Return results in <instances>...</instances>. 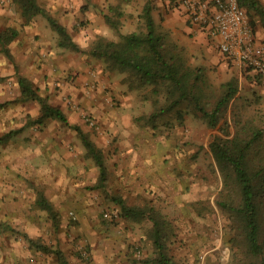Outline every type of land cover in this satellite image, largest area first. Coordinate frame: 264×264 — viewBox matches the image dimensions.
<instances>
[{
	"label": "crops",
	"instance_id": "0c3cea01",
	"mask_svg": "<svg viewBox=\"0 0 264 264\" xmlns=\"http://www.w3.org/2000/svg\"><path fill=\"white\" fill-rule=\"evenodd\" d=\"M37 1L69 32L76 30L79 35L75 40L80 44L99 35L114 37L106 14L111 12L110 5L117 0ZM251 1L252 4L244 8L255 42L264 44V0ZM144 2L133 0L123 6L122 33L137 29ZM154 2V18L163 19L178 43L185 46L183 42L193 39L197 49L209 52L210 56L214 53L210 62L204 65L210 63L209 66L214 64L235 72L239 77L240 92L258 95L264 107V77H257L255 72L246 71L245 66L222 57L208 33L191 24L183 10L172 6L171 0ZM9 6L8 1L2 3L0 0V17L6 18L7 25L11 26L14 17L17 22L21 20L19 16H12ZM0 25H4L3 22ZM15 31L17 34L10 44L12 49L18 53L21 49L27 51L34 60L38 59L39 48L48 62V78L41 82V86L48 85V90L41 93L65 113L67 121L51 117L42 122L35 121L41 112L40 106L38 112L32 111L27 104L29 100H16V106H13L16 108L0 106V243L20 239L18 236L16 239L15 227L22 229L19 225H26L25 221L32 218L39 228L48 226L49 232L52 227L51 231L60 235L62 248H54L64 251L70 264H144V260L137 259L149 260L152 254L150 246L142 245L143 251L139 249L145 235L137 232V236H130L127 232L130 228L126 227L129 220L122 216L117 222L108 220L101 228L95 226L96 208L100 207L95 198L100 199L97 195L101 196L103 190L107 191L113 205L120 204L118 198L130 206H137L136 202L148 198L152 204L164 205L169 218L177 223H182L184 217L189 221V215L197 222L199 215L193 210L202 199L207 202L211 198L212 185L210 182H205L203 187L197 184V162L191 158L190 145L187 152H182L189 135L181 137L179 132L178 135H159L156 128L164 123L158 118L154 122L144 118L152 112V107L143 99V92L121 83L114 71L106 70L102 62L88 58L87 53L81 55L58 46V35L42 14L25 20L23 28L17 27ZM5 95L6 91L0 95V102ZM20 95L19 85L14 98L18 99ZM83 112H87L95 124L88 119L89 124ZM174 125L180 130L183 128L179 121ZM77 127L104 152L109 170L105 185H98L100 168L92 157L85 158L86 148ZM10 129L17 131L3 138ZM207 132L211 130L207 129ZM74 148L77 151L70 153ZM39 194H43L58 211L57 225L40 205ZM119 206L116 204L115 207L119 209ZM71 209L78 215V233H85L91 243L90 261L73 252L66 231L72 224ZM181 210H184L183 217ZM188 210H191L189 215ZM23 231L27 239L33 238L25 229ZM51 233H48V240ZM53 239L56 241L57 236ZM136 246L139 250H135ZM11 249L8 250L13 255ZM48 264H59L55 253H48Z\"/></svg>",
	"mask_w": 264,
	"mask_h": 264
},
{
	"label": "trees",
	"instance_id": "16d2710c",
	"mask_svg": "<svg viewBox=\"0 0 264 264\" xmlns=\"http://www.w3.org/2000/svg\"><path fill=\"white\" fill-rule=\"evenodd\" d=\"M21 15L29 21L42 14L58 35V46L75 51H86L103 60L106 69L126 73L125 81L130 89L152 87L154 110L144 118L153 121L171 110H176L179 124L186 119L188 110L180 107L188 102L196 113H200L211 127L220 124L221 134L214 136L210 147L223 178V188L217 199L225 212L233 236L231 249L233 259L227 264H264V107L258 95L240 92V81L233 77L220 86L211 84L201 66L188 63L183 54V45L178 43L163 19L156 20L153 11L154 0H145L139 13L136 30L122 33L120 25L124 14L123 6L133 0H117L110 5L106 14L107 22L120 34L118 40L97 36L89 49L78 44L68 28L53 16L37 0H13ZM243 7L251 0H239ZM14 29L0 34L5 53H10L9 44L16 36ZM250 70L246 67V71ZM257 77L261 76L255 73ZM21 95L17 100H35L40 106V114L35 121L59 118L67 121L65 113L53 106L48 96L40 93L33 81L25 75H18ZM160 94H163L160 98ZM150 98L149 94L144 96ZM215 99L212 101V99ZM231 107V117L226 116ZM33 121V120H31ZM233 128V132L230 130ZM82 138L86 153L100 168L98 185H105L109 170L103 150L80 128H76ZM16 132L13 130L10 133ZM9 134H6L7 137ZM40 195V205L48 211L53 224L57 225L59 213L53 204ZM117 199V198H115ZM121 216L134 221L148 218L152 221L148 234L154 244L155 255L145 264H177L169 254L167 237L172 227L162 213L150 206H130L118 198ZM33 241V240H32ZM40 249L55 253L59 264H70L60 248L39 245Z\"/></svg>",
	"mask_w": 264,
	"mask_h": 264
},
{
	"label": "rangeland",
	"instance_id": "374dc122",
	"mask_svg": "<svg viewBox=\"0 0 264 264\" xmlns=\"http://www.w3.org/2000/svg\"><path fill=\"white\" fill-rule=\"evenodd\" d=\"M8 1L9 3V12L13 14L12 16H19L21 22H17V20L13 19L11 26L7 25V19L0 17V22H3L5 25H0V34L8 29H14L16 30L17 27L23 28V24L25 23V18L21 15L20 9L18 5L12 1V0H2L3 2ZM15 3V4H13ZM14 5H16V8H14ZM18 10V11H17ZM19 15H16L17 13ZM22 20L24 23H22ZM17 22V23H16ZM13 24V25H12ZM82 25V24H81ZM83 26V25H82ZM72 37L75 40V37H77L79 34L76 30L73 32H70ZM113 38L106 37L107 39L112 40H118L120 38V34L116 32L113 29ZM38 36V35H36ZM35 36V37H36ZM97 37V36H96ZM93 37L91 39L85 40L83 44H80L79 42H76L82 46L83 49H89V46L91 42L96 38ZM1 38V37H0ZM36 39V38H35ZM186 45H183V54L185 55L186 59L188 60V63L193 66H201L205 69V76L207 80L216 86H220L222 83L227 82L228 80L232 79L233 77H239L235 74V72H230L229 70H223L221 68H218V65H204L211 60V56H214V53L210 56L209 52H204L199 49H197L194 45L193 39L187 42H183ZM11 44V43H10ZM9 44L10 53H5L3 50V45L0 41V95L3 94L4 91H6V95L4 97V100L0 102V106L3 108H16L13 106H16V98H14L15 89L19 86L18 82V75H28L35 87L39 88V91H45L48 90V85H42V80H46L45 78H48V62L44 59V56L42 57V52L40 53L39 48L37 52L38 59H30V56L27 55V51L20 50V53H18V50L12 49ZM65 48V47H61ZM68 50H72L70 48H66ZM216 51H221L216 47ZM22 51V52H21ZM75 51V50H72ZM80 52L81 55H84L82 53H87L88 58H94L95 60H98L99 62H102L104 64V67L106 69V65L103 62V60L99 58H95L92 55H90L86 51H75ZM3 55V57H1ZM34 55V54H32ZM226 57V56H225ZM5 60V61H4ZM108 70V69H106ZM120 78L121 83L126 84L128 87V83L125 81V77L127 76L126 73H121L118 71H114ZM59 86V85H58ZM3 90V91H2ZM140 91V93L143 92L144 96L148 95L150 98H145L152 107V111L155 108L154 103L152 102V97L154 94L151 92L152 87L148 86L143 89H134ZM43 94V93H41ZM244 93H241V95ZM246 94V92H245ZM160 98L163 100L162 96L163 94L159 95ZM215 99L213 98L212 101ZM29 105V108L32 111H39L40 104L36 101H30L27 102ZM181 108L188 110V113L186 115V119L183 123H181L180 126H183V128H178L174 124L177 121L175 115L176 110L168 111L167 113H164V115L158 117V120L163 122L164 124H159L158 128H156V132L159 135L164 136H171V135H178L177 133H180L181 137H188L187 141L184 143L185 151L182 150V152L188 151V145H190L191 150V158L195 159L197 162V170L195 173L196 180L198 181L197 184H200V186H204L205 182H210L212 185V194L211 198H208L207 202H204L202 199L199 204H197V208L193 210L194 213H197L199 215V218H197V222L195 221V217H191L190 211L188 210L187 214L189 215L187 219L185 220V217L182 219V223H177L173 221L171 218H169L164 205L159 204H152V202L148 198H144L141 201L136 202V204L140 206H150L154 207L155 209L159 210L164 218L170 223L172 229L167 237V245L169 254L172 256V258L177 262V264H227V262L231 261L233 259L232 255V249H231V238L233 236V231L230 227V225L227 223V220L225 219V212L221 208V206L218 204L217 199L220 195V192L223 188V178L222 175L218 169V166L216 164V161L214 159V156L211 151L210 142L214 138L215 135L221 134L220 126L223 124L225 118L223 117L221 119V122L216 127H211L208 125L206 119L200 114L196 113V109L193 108L187 101L184 103H181ZM41 109V106H40ZM83 117L85 120L89 123V115L87 112H83ZM226 116L229 118L231 117V107L228 110ZM34 118V120L37 119ZM33 120V118H31ZM157 120V121H158ZM90 124V123H89ZM93 126V125H92ZM179 126V127H180ZM207 129L211 130L210 133L207 132ZM233 132V128L230 129ZM11 131L13 129H10L9 132L2 135L3 138H6V134L11 135ZM15 132V131H14ZM173 133V134H172ZM8 135V136H9ZM7 136V137H8ZM194 140V141H192ZM183 149V148H182ZM77 150L74 148V150L70 149L71 152H76ZM90 156L86 154V159H88ZM107 191L105 192L103 190L102 195L99 196L100 199L95 198V201H97L98 206L96 208V224L97 227H102L105 225V223L108 221L104 217V213L107 210H118L121 212V207L119 206L117 202L114 204L116 206H119L120 208L117 209L113 203H110V198L107 197ZM106 196V197H105ZM109 196V195H108ZM104 198V199H103ZM110 199V200H109ZM211 201V202H210ZM71 211H76L74 209H71L69 211L70 214V221L71 225L67 228V234L70 238V241L73 244V252L77 254V256L82 257L83 259H87V261L92 260L91 256V243L88 241L87 236L85 233H78L80 231V226L77 225L79 223L78 215L75 212V216L73 217L71 215ZM184 210H181L182 217L184 216L183 212ZM78 213V212H77ZM193 216V213H192ZM191 217V218H190ZM26 225H19L22 229H25L27 231V235H31L33 238L31 240L27 239V237L24 235L26 232H22V229H17L15 227V235L16 239L17 236L20 239L14 240L13 242H2L0 243V264H48V251L44 249H40L39 245L44 246H51L54 248V246L58 247L62 246L60 245V235H55L53 229L51 231V228L48 232V226H39L37 225L36 220H33L32 218H29L25 221ZM127 226L129 230L127 232H131L130 236H137V232H141V234L145 235L143 236V241H140V250L143 251V247L148 248L150 246L151 249V255L148 257L149 259L155 255L154 253V244L152 242V239L149 237L148 231L150 227L152 226V221L148 218L143 219L142 221H134L129 220L127 221ZM107 225V224H106ZM54 227V225H53ZM52 232V233H51ZM56 232H58L56 230ZM48 233L52 234L49 235L48 240ZM57 236L56 241H54V237ZM33 240V241H32ZM137 243L136 241L134 244ZM144 243V244H142ZM55 247V248H56ZM9 248H12L13 255L10 254ZM138 248H135V250H139ZM82 250H85L86 253H82ZM138 261L141 260V262L144 260V262L148 259L146 258H139ZM145 264V263H144ZM155 264V263H151Z\"/></svg>",
	"mask_w": 264,
	"mask_h": 264
},
{
	"label": "built area",
	"instance_id": "2783aa9c",
	"mask_svg": "<svg viewBox=\"0 0 264 264\" xmlns=\"http://www.w3.org/2000/svg\"><path fill=\"white\" fill-rule=\"evenodd\" d=\"M171 4L183 10L191 24L207 32L224 56L264 77V44L255 42L247 12L239 0H171ZM90 122L95 124L93 119ZM70 213L75 216L74 211ZM120 216L118 210L104 213L112 222L119 221Z\"/></svg>",
	"mask_w": 264,
	"mask_h": 264
}]
</instances>
